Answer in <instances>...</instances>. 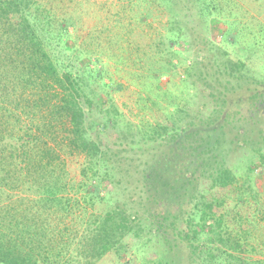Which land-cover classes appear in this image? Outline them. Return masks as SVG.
I'll return each mask as SVG.
<instances>
[{
    "label": "rangeland",
    "instance_id": "obj_1",
    "mask_svg": "<svg viewBox=\"0 0 264 264\" xmlns=\"http://www.w3.org/2000/svg\"><path fill=\"white\" fill-rule=\"evenodd\" d=\"M38 1L48 8L47 27L40 28L51 54L76 72H98L91 79L95 93L88 89L96 103L85 125L106 165H98L99 178L90 181L86 154L62 150L63 194L106 197L110 191L108 197L145 218L143 238H129L125 251L96 264H154L160 256L166 264L193 263L197 256L169 229L150 233V214L170 208L191 214L212 188L215 169L225 166L236 176L223 199L226 223L244 238L245 255L264 261V0ZM63 20L69 23L62 26ZM23 120L11 127L15 139L27 138ZM23 171L15 177L21 189L10 194L37 200L40 176L34 175L32 190L22 191ZM152 177L168 180L175 197ZM0 186L4 202L9 193ZM19 200L20 208L30 204ZM72 203L76 216L104 209L99 201ZM63 224L82 229L72 217ZM147 239L151 243L139 247Z\"/></svg>",
    "mask_w": 264,
    "mask_h": 264
},
{
    "label": "trees",
    "instance_id": "obj_2",
    "mask_svg": "<svg viewBox=\"0 0 264 264\" xmlns=\"http://www.w3.org/2000/svg\"><path fill=\"white\" fill-rule=\"evenodd\" d=\"M42 4L38 0H0V182L5 186L1 191L9 193L6 201L0 202V264H96L112 252L125 251L129 238H140L145 218L139 210L129 211L126 202L108 197L110 191L106 197L94 191L77 198L63 194L67 182L58 173V167L64 164L62 150L86 154L92 172L90 181L99 178L98 165H106L100 162V147L85 125L87 113L95 108L96 100L89 93H95L91 79L98 72L89 68L76 72L51 54L41 33L46 28H40L47 27L43 22L50 19L48 8ZM68 23L63 20L61 25ZM22 120H27L29 127L27 138L15 139L11 127ZM168 133L165 130L162 138ZM215 142L220 144L221 139ZM232 168L215 169L212 188L204 190L191 214L173 213L174 208L150 214V233L163 226L185 241L197 256L190 264H264L245 255L244 238L226 223L223 199L227 189L234 186ZM86 169L82 168L83 172ZM23 170L27 186L22 191L32 190L34 175L40 176L39 198L20 197L30 203L20 208L16 205L20 200L10 193L21 189L15 177ZM100 173L113 179L107 176L108 170ZM154 180L160 182L166 195L175 197L168 180L152 177L150 181ZM81 198L91 204L103 202V211L74 215L72 202L79 204ZM33 203L41 204L42 209H34ZM70 217L82 224V229L63 224ZM203 235L207 236L204 241ZM151 241L143 240L139 247ZM166 260L160 256L154 264H166Z\"/></svg>",
    "mask_w": 264,
    "mask_h": 264
}]
</instances>
